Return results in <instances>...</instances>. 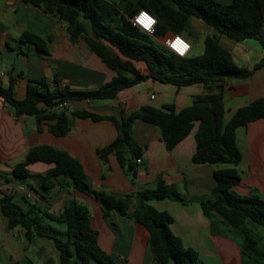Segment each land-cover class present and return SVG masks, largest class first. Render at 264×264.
Returning <instances> with one entry per match:
<instances>
[{"label":"trees","instance_id":"trees-1","mask_svg":"<svg viewBox=\"0 0 264 264\" xmlns=\"http://www.w3.org/2000/svg\"><path fill=\"white\" fill-rule=\"evenodd\" d=\"M22 1L66 22L71 42L83 39L117 75L92 91H73L57 83L51 88L44 79L29 81L23 99H16L13 81L7 87L0 84V97L13 108L15 115L34 116L38 133L42 131L43 123L47 122L49 132L56 137H64L71 132L70 116L113 123L117 137L98 150V154L104 163L108 162L110 154H114L132 184L137 177V159L142 155V148L132 136L136 121L157 127L169 151L198 124L193 163L232 165L214 171L216 187L211 196L201 203L203 212L208 218L216 216L221 219L229 235L239 240L244 255L264 262V247L255 233V229L264 227V199L256 194L241 196L233 190L241 180L236 168L242 160L236 131L264 118V98L238 109L229 122L224 119L226 109L223 101L226 79L251 77L256 69L264 66V60L252 70L241 68L219 41V35L236 42L254 39L264 48V0H231L230 4L217 0H122L120 3L109 0ZM141 9L157 19L153 37L130 21ZM191 17L201 20L218 33L205 38L201 55L180 57L154 40V37L164 36L168 31L183 35ZM21 39L40 52H47V43L42 38L24 33ZM134 62H144L149 73L143 75ZM148 79L173 85L177 89L202 84L206 93L194 97L192 105L179 112L173 104L160 109L144 106L136 112L124 114L120 121L84 110L69 112L67 107L59 108L63 102L115 100L121 90ZM36 162L52 165L41 177L45 190L63 186V179L68 178L76 189L93 193L107 210L116 211L120 216H128L135 199L137 206L133 218L149 233L154 264H202L198 252L184 246L181 238L172 232L174 219L171 214L157 210L148 202L179 197L176 188L166 186L161 177L154 188L144 189L135 195L95 192L80 162L66 151L49 145L31 148L24 161L13 166V176L22 180L29 178L28 167ZM0 211L6 219L7 230L22 229L28 244L38 238L51 241L59 252L61 264H122L100 247L98 232L91 225L88 208L75 200H69L57 215L44 212L45 218L64 225V232L46 229L42 221L15 201L12 193L1 192Z\"/></svg>","mask_w":264,"mask_h":264},{"label":"crops","instance_id":"crops-1","mask_svg":"<svg viewBox=\"0 0 264 264\" xmlns=\"http://www.w3.org/2000/svg\"><path fill=\"white\" fill-rule=\"evenodd\" d=\"M109 1L120 3L122 0ZM217 1L223 4L231 2ZM67 27L66 22L22 0H0V84L7 87L13 81L16 99L25 97L29 81L44 79L51 88L57 83L73 91H92L116 77L115 70L107 66L83 39L71 42ZM24 33L46 41L47 52H40L35 46L25 43L21 39ZM214 34L218 33L212 27L191 17L181 37L191 44L190 55L199 56L204 52L205 38ZM171 35L174 34L168 31L164 36L154 37V40L162 44L163 39ZM219 41L241 68L252 70L264 60V48L257 40L236 42L219 35ZM134 64L143 75L149 73L144 62ZM204 93L206 90L202 84L177 89L173 85L148 79L121 90L115 100H84L70 103L67 108L69 112L84 110L120 121L124 114L136 112L144 106L160 109L173 104L179 112L191 106L194 97ZM152 94L155 95L153 100L150 98ZM262 98L264 66L248 78H227L223 92L225 122H229L238 109ZM69 124L71 132L64 137L52 135L47 122L43 123L42 131L38 133L34 116L17 117L13 108L0 97V196L1 192L14 194L15 201L25 211L61 232L65 231L64 225L51 223L44 217V212L57 215L69 200H75L88 208L91 225L98 232L100 247L116 261L122 264L155 263L149 246V233L133 218L137 206L135 199L128 216H120L116 211L107 210L93 193L76 189L68 178L63 179V186L45 190L41 177L52 165L36 162L28 167L29 178L22 180L13 176V166L23 162L31 148L49 145L66 151L80 162L95 192L135 195L144 189L154 188L159 177L166 186H174L179 197L148 202L157 210L171 214L174 219L172 232L181 238L184 246L198 252L202 264H264L242 253L239 240L229 235L220 218H208L203 212L201 203L211 196L216 187L214 171L228 166L193 163L198 124L169 151L157 127L136 121L132 136L142 148V155L141 163H137L135 184L131 183L114 154L108 156L107 163L98 154V150L117 137L113 123L70 116ZM236 141L242 154V160L236 167L241 180L233 190L241 196L256 194L264 199V118L237 129ZM23 233L22 229L7 230L6 219L0 211V264H33L26 255L31 247L33 255L40 256L38 252L42 246L39 249V244H45L46 239L38 238L28 244ZM255 233L264 247V229L259 227ZM39 239L45 240L40 242ZM42 256L47 254L42 253Z\"/></svg>","mask_w":264,"mask_h":264},{"label":"built area","instance_id":"built-area-1","mask_svg":"<svg viewBox=\"0 0 264 264\" xmlns=\"http://www.w3.org/2000/svg\"><path fill=\"white\" fill-rule=\"evenodd\" d=\"M130 21L133 26L145 32L149 36H154L157 19L144 9L139 10ZM162 45L168 50L180 57H186L190 54L191 44L179 35H171L166 37L162 41ZM150 98L153 100L155 95L152 94ZM70 105V102H63L59 105V108H66ZM137 163H141V159H137Z\"/></svg>","mask_w":264,"mask_h":264},{"label":"rangeland","instance_id":"rangeland-1","mask_svg":"<svg viewBox=\"0 0 264 264\" xmlns=\"http://www.w3.org/2000/svg\"><path fill=\"white\" fill-rule=\"evenodd\" d=\"M224 166H228V165H224ZM232 165H229L228 167H231ZM51 223H54L52 221H50ZM56 224V223H55ZM52 226V225H51ZM46 229L48 228V230L50 229V227L47 225H45ZM262 229H264V227H261ZM60 231V230H58ZM12 237V236H11ZM13 238V237H12ZM15 241H19L17 239H13ZM44 241L45 239H39L40 242ZM22 241H24L22 239ZM45 244H39V249L40 251L38 253H40V256L37 257L35 255H33V251L31 249V251H26V255L28 260H30L33 264H45L46 262L50 261L51 264H61L60 263V259H59V252L56 250V248L54 247L53 243L49 240H45ZM42 253L47 254L46 257L42 256Z\"/></svg>","mask_w":264,"mask_h":264}]
</instances>
